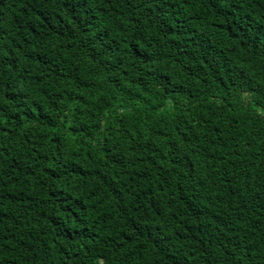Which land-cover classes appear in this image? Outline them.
Returning <instances> with one entry per match:
<instances>
[{"label":"trees","instance_id":"16d2710c","mask_svg":"<svg viewBox=\"0 0 264 264\" xmlns=\"http://www.w3.org/2000/svg\"><path fill=\"white\" fill-rule=\"evenodd\" d=\"M0 264H264V0H0Z\"/></svg>","mask_w":264,"mask_h":264}]
</instances>
